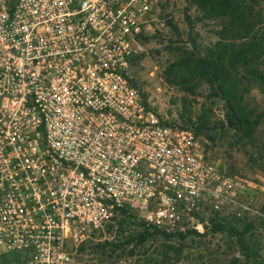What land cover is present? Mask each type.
I'll list each match as a JSON object with an SVG mask.
<instances>
[{"label":"built area","instance_id":"built-area-1","mask_svg":"<svg viewBox=\"0 0 264 264\" xmlns=\"http://www.w3.org/2000/svg\"><path fill=\"white\" fill-rule=\"evenodd\" d=\"M157 1L0 0V250L20 264H77L119 210L176 231L247 208L250 182L135 84Z\"/></svg>","mask_w":264,"mask_h":264},{"label":"rangeland","instance_id":"rangeland-1","mask_svg":"<svg viewBox=\"0 0 264 264\" xmlns=\"http://www.w3.org/2000/svg\"><path fill=\"white\" fill-rule=\"evenodd\" d=\"M237 3L236 17H211L190 0H158L132 70L143 101L163 122L193 131L204 123L196 135L206 156L227 174L250 182L244 196L247 208H237L226 216L208 213L198 216L202 230H194L206 234L188 236L183 254L189 253V260L184 264H201L195 258L198 254L203 256L204 264H231L234 256L242 258L236 238L229 231H212V218L245 230L247 241L264 258V81L248 76L249 79H242L240 83V106L248 113L251 132L247 135L229 124L227 106L223 99L213 95L206 78L189 75L182 81L183 69L179 68L175 74L171 70V64L182 59L183 51L202 55L224 36L223 40L248 48L252 65L264 74V0H237ZM167 74L172 77L167 79ZM120 218L124 219L122 226ZM140 222L146 221L139 213L126 211L122 215L119 210L114 223L105 231H94L72 247L74 261L77 264H135L143 257L144 247L134 248V254L129 255L132 243L122 245L141 230ZM191 225L185 220L184 230L193 229ZM156 245L148 243L145 248L151 251ZM20 263L18 254L0 250V264Z\"/></svg>","mask_w":264,"mask_h":264},{"label":"trees","instance_id":"trees-1","mask_svg":"<svg viewBox=\"0 0 264 264\" xmlns=\"http://www.w3.org/2000/svg\"><path fill=\"white\" fill-rule=\"evenodd\" d=\"M193 4L203 9L208 16L211 17H236L237 0H190ZM239 16V15H238ZM237 16V17H238ZM237 23V18L234 20ZM237 37L236 34L233 35ZM146 36L142 35V40ZM225 39V37H221ZM217 40L213 47L205 49L204 54L199 55L196 52L188 50L183 51L182 59L171 64V70L175 74L182 68V79L191 75L195 77L200 75L206 78L213 95L223 99L227 106L228 113L226 119L236 130L244 131L248 134L249 121L248 113L240 106L241 93L239 92L242 79H250L261 82L264 81V74L252 65V58L249 55L248 48L243 44L236 42H228L227 40ZM138 57V56H137ZM135 58V62L136 59ZM241 73V74H240ZM172 77L167 74L166 78ZM187 80L184 79L182 81ZM201 122L200 126L195 128V133L199 134L200 129L204 127ZM184 128V127H182ZM126 210H122V215ZM123 218L119 219V225L122 226ZM212 231H229L236 238L239 251L242 258L234 256L231 258V264H264V258L258 252V249L250 244L245 236V230H238L233 225L221 222H215L212 218ZM140 231L131 239L126 240L122 246L132 243L129 249V255L134 254V248L138 246L144 247L143 257L138 258L135 264H184L189 260V253L183 254L187 248L188 236L192 233L205 235L206 232L199 233L194 229L166 231L147 222H140ZM157 243V247L149 251L145 248L147 244ZM118 246V244H115ZM121 246V247H122ZM204 264L203 256L198 254L195 257Z\"/></svg>","mask_w":264,"mask_h":264}]
</instances>
